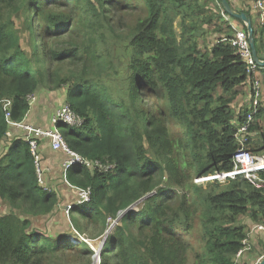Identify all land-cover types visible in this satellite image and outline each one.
Segmentation results:
<instances>
[{"label": "trees", "instance_id": "1", "mask_svg": "<svg viewBox=\"0 0 264 264\" xmlns=\"http://www.w3.org/2000/svg\"><path fill=\"white\" fill-rule=\"evenodd\" d=\"M204 1L0 0V144L10 130L3 101L11 100L12 120L22 123L30 96L66 89V102L85 121L80 129L59 126L68 146L86 159L115 165L107 174L85 167L68 172L71 185L92 189L91 201L70 212L73 227L84 234L100 226L104 234L110 218L117 220L145 198L141 210L128 211L112 227L101 264H237L250 229L241 219L250 217L251 226L264 223V190L243 176L224 186L194 183L233 170L250 112H237L234 103L244 91L253 94L247 64L231 44L234 23L247 30L245 24L226 14L221 0H210L218 14L209 16ZM228 1L251 18L257 55L264 60V28L248 9ZM36 18L45 23L38 33ZM216 19L226 27L215 26L202 55L199 31ZM110 70L116 93L101 83ZM154 96L168 103L164 118L186 132L185 164L175 157L170 129L152 113ZM263 120L261 109L246 143L253 150L264 137ZM0 158V199L11 210L0 218V264H93L92 250L35 226L55 215L59 195L39 184L28 143L15 139ZM196 221L204 247L195 261Z\"/></svg>", "mask_w": 264, "mask_h": 264}, {"label": "built area", "instance_id": "2", "mask_svg": "<svg viewBox=\"0 0 264 264\" xmlns=\"http://www.w3.org/2000/svg\"><path fill=\"white\" fill-rule=\"evenodd\" d=\"M245 8L250 11L252 18L255 19L256 22H259L261 27H264V0H249ZM223 17L230 22L232 21L224 13ZM234 30L235 34L231 40V44L239 52L241 58L247 64L248 73L252 77V86L254 85V93L252 94V99L249 103L250 112L247 116V122L243 124V127L240 130L241 134L239 136V143L241 144V148L233 154L232 171L196 178L194 183L204 187H206L209 183L226 185L231 181H236L239 178V175H241L257 190H264V156H260L252 152L250 145H246V143H249V137H252V135H250L252 123L262 107L261 102L259 101V97L261 93H263V88L259 79V71L262 67L255 60L247 30L235 24ZM223 41H227V39L225 38ZM28 100L30 106H32V104L36 102L35 95L30 96ZM2 104L9 127L19 128L26 132V142L30 146L31 154L34 157L38 181L42 187L44 185V170L42 166L39 140H50L54 151H62L67 156V159L63 163L64 179L67 185L72 190L77 192L78 196L76 202L70 203L64 208L65 216L71 219L70 212L74 208L91 201L92 189H82L71 185L67 180L68 172L74 167H85L92 171H96L97 173L107 174L115 168V165L111 163L104 164L100 161L86 159L70 149L65 137L59 129V126L65 125L72 129H80L84 125L85 121L72 110L67 102L54 112L51 119L52 127L48 129L37 128L24 124L23 122H14L11 114V100H5ZM256 234H264V223L250 226V229H248L247 232V237L243 242V248L237 254L236 263H238V260H240L246 253L252 250L254 244H252L251 240L252 236H255ZM97 257L100 259V256Z\"/></svg>", "mask_w": 264, "mask_h": 264}, {"label": "rangeland", "instance_id": "3", "mask_svg": "<svg viewBox=\"0 0 264 264\" xmlns=\"http://www.w3.org/2000/svg\"><path fill=\"white\" fill-rule=\"evenodd\" d=\"M248 2H249V0H241L240 1V8H238V7L237 8L243 10L244 6L246 7ZM204 3L206 5L207 14L209 16L215 17L218 14L216 9H215L216 6H218V4L216 2H215V4H213L210 0H205ZM208 11H211V12L214 11V13H208ZM253 21L257 26H260L259 22H256L255 19H253ZM181 23H182V21L180 19L177 20L175 23L176 32H177L179 39L181 37ZM44 24L45 23L43 20H41L40 18H36L35 23L33 25L35 32L38 33L39 29L41 28V26H44ZM219 24L221 25V27H223V29L226 27V26H224L225 25L224 22H220L218 19H216L213 21V23L211 25L210 24H208V26L204 25V27L200 29L199 34H198V48L201 51L202 55L204 53H206V50L208 49V47L211 46V44L215 38V36L213 35L214 34L213 31L215 30V26H219ZM237 26L242 27L241 25H237ZM194 36H195V33H194ZM73 37H79V36L74 35ZM67 38H68L67 36L64 38H61L60 41L57 43V44H59L58 46L61 47V44ZM84 38H85V36H84ZM115 41L117 43L118 42L122 43L120 40H115ZM24 45H26V43H24ZM263 72L264 71L259 73V79L261 81L260 84L263 88V93H261V95L259 97V101L261 102V105H262L261 109L264 110V73ZM108 73L110 74V76L108 74H105L101 79V83L103 85H106L107 87L110 86L112 88V92L116 93L117 85L114 81V77H112L114 75V72L110 70ZM251 88L254 91V85L252 86V84H251ZM251 88L249 85L248 89L250 90ZM250 96L252 99V95L250 92L245 93V91H244L243 93L240 94V96L237 98L236 102L234 103L235 104V110H237V112L245 110L246 108L249 109ZM150 101L152 103V106H151L152 113H153L155 119H157V123L159 121H162L164 124H166L168 126V128L170 129V134L173 138V141H175L177 144V147L175 148V157L178 159L179 163L185 164L187 159H188V149H187L185 130L183 128H181L180 123H176V122H173V121H170V120L164 118L165 116L168 115V103L165 99H160L159 97L154 96L152 99H150ZM262 127H264V120L262 122ZM253 138H255V137H253ZM254 142H255V146L256 147L259 146V147H258V149H255V150L251 149V151L256 153L257 155L264 156V137H261L259 139L257 138ZM193 178H194V175H192V178L189 181L191 185H193ZM221 186H224V185H221ZM178 191L179 192L181 191L184 194L182 189H179ZM180 197H181V195H180ZM192 202H195V198L192 199ZM142 207L143 206L141 205V203H138L131 210L138 211V210H141ZM10 211H11L10 207L4 201H2L0 199V218L8 215L10 213ZM124 214H125L124 212L122 214H120L118 219H120ZM247 217L248 216H244L241 219V221H242V223L244 221L247 224V227L249 228V226H251V223H250L251 219H248L250 217H248V218ZM70 218H71V216H70ZM117 220L110 218L107 221V227L105 229L106 231L104 234L100 233L102 231L101 229H99L100 226L95 227V228H97L96 230L90 228L84 234H80L71 224V219L67 218V216H65V214L61 215V212L59 210L55 213V215L53 217H47L42 222L35 224V226L37 228H39L41 230V232H43V233L48 232V233H51L54 235H56L58 233L67 234L68 239L70 240V242L73 245L82 246V247L85 246L84 248H82L83 250L85 248H88L89 250H92L94 252L93 264H101V256H100V259L97 256L100 255V252L102 251L104 244H105L104 243L105 238H106V236H108L109 230H111L112 227L115 224H117V222H118ZM81 222H82V224L85 223L83 220H81ZM199 222L200 221H196L194 223L195 230H194L193 235H192L193 240L191 241L192 246L196 249V252H193V256H194L195 261H196V255L201 253L202 248L204 247L203 241L201 239V227H200ZM99 235H101V236H99ZM97 236H99V237H97ZM106 241H107V239H106ZM82 260L83 259H75L73 261L81 262ZM99 260H100V263L98 262ZM191 262L192 261L190 259L189 264H191ZM237 264H240V263H237Z\"/></svg>", "mask_w": 264, "mask_h": 264}, {"label": "crops", "instance_id": "4", "mask_svg": "<svg viewBox=\"0 0 264 264\" xmlns=\"http://www.w3.org/2000/svg\"><path fill=\"white\" fill-rule=\"evenodd\" d=\"M236 7L240 8L241 0H230ZM245 8V6H244ZM208 13H211L208 11ZM253 19V18H252ZM264 28V27H262ZM264 43V42H263ZM264 57V50H263ZM262 71L260 70L259 73ZM36 102L32 104L29 113L27 114L24 124L31 125L37 128H51V119L54 112L62 107L67 101L66 89L52 92L45 89H40L35 95ZM26 132L19 128H10L7 138L0 144V157L8 152L15 139L21 138L26 141ZM40 154L42 156V166L44 170V185L43 187L50 191H55L59 195V206L61 215L64 213V208L77 200V192L72 190L64 179L63 163L67 156L62 151H54L50 140L41 139ZM253 248L246 253L238 263L240 264H259L264 258V234H256L252 236Z\"/></svg>", "mask_w": 264, "mask_h": 264}, {"label": "water", "instance_id": "5", "mask_svg": "<svg viewBox=\"0 0 264 264\" xmlns=\"http://www.w3.org/2000/svg\"><path fill=\"white\" fill-rule=\"evenodd\" d=\"M221 6H222V9L225 11L226 14H228L229 16H231L232 18L234 19H237V20H240L242 21L246 28H247V32H248V35H249V40L251 42V47H252V50H253V54H254V57H255V60L257 61V63L261 66V67H264V60H261L258 55H257V50H256V47H255V40H254V29H253V23H252V20L251 18L246 14V13H239V12H236L232 6L230 5L229 1L228 0H221ZM145 199V198H143ZM140 200L139 202H137L136 204H134L133 206H131L128 210H126L124 213H127L128 211H130L133 207H135L138 203H141L142 201L144 200ZM119 221V219L117 220ZM111 232V230H109L108 234ZM108 236H106L105 238V241L104 243L106 242V239H107ZM103 243V244H104ZM100 256V255H99ZM259 264H264V259L259 263Z\"/></svg>", "mask_w": 264, "mask_h": 264}, {"label": "bare ground", "instance_id": "6", "mask_svg": "<svg viewBox=\"0 0 264 264\" xmlns=\"http://www.w3.org/2000/svg\"><path fill=\"white\" fill-rule=\"evenodd\" d=\"M99 262V261H98Z\"/></svg>", "mask_w": 264, "mask_h": 264}]
</instances>
